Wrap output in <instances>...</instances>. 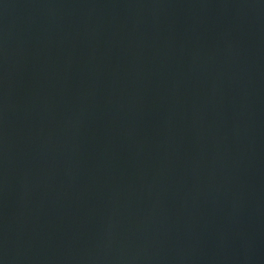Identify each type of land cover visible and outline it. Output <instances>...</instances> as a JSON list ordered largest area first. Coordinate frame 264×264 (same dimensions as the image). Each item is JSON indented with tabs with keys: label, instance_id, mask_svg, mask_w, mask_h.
I'll list each match as a JSON object with an SVG mask.
<instances>
[{
	"label": "water",
	"instance_id": "1",
	"mask_svg": "<svg viewBox=\"0 0 264 264\" xmlns=\"http://www.w3.org/2000/svg\"><path fill=\"white\" fill-rule=\"evenodd\" d=\"M0 264H264V0H0Z\"/></svg>",
	"mask_w": 264,
	"mask_h": 264
}]
</instances>
